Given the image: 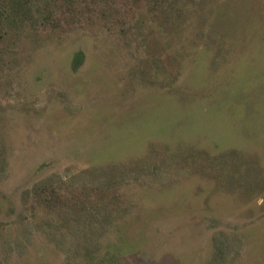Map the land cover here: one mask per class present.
Here are the masks:
<instances>
[{
  "label": "rangeland",
  "instance_id": "374dc122",
  "mask_svg": "<svg viewBox=\"0 0 264 264\" xmlns=\"http://www.w3.org/2000/svg\"><path fill=\"white\" fill-rule=\"evenodd\" d=\"M28 1H0V264H264V0Z\"/></svg>",
  "mask_w": 264,
  "mask_h": 264
},
{
  "label": "trees",
  "instance_id": "16d2710c",
  "mask_svg": "<svg viewBox=\"0 0 264 264\" xmlns=\"http://www.w3.org/2000/svg\"><path fill=\"white\" fill-rule=\"evenodd\" d=\"M0 1H5V0H0ZM24 1H26V0H11L13 5H18L20 3H23ZM61 1H63V0H61ZM65 1L67 2L68 6H71V5L74 6V4H79V2L82 3L83 1H87V0H65ZM95 1L98 3H102L103 7L104 6L111 7V4L114 5L116 2V0H95ZM119 1L122 2L123 0H119ZM134 1L136 2L138 0H133V2ZM148 1H152V3H154V5L156 2H158V0H148ZM12 4L9 3L7 5H12ZM121 5H124V4H121ZM166 156H171V155H169V154L167 155V152L165 153V151H164V155L161 157V160L163 162L166 161L165 160ZM195 156H196V153L194 151H189L188 153L181 154L179 156V161L183 160L182 162H191L192 163L193 160L195 159ZM207 157L205 160H203L204 163H201L197 169L201 173H203L204 175L213 176L215 173H218L220 170H218L216 168V162H215L216 159L214 157L213 158L212 157L207 158ZM224 164H226V163H224ZM219 169H222V167H220ZM52 193H53L52 191L49 192V194H52Z\"/></svg>",
  "mask_w": 264,
  "mask_h": 264
}]
</instances>
